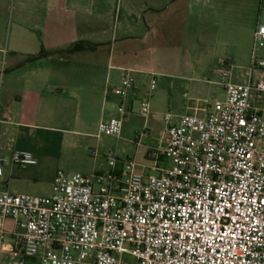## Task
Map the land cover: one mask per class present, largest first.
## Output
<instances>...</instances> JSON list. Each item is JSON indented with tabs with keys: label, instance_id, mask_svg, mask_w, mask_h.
Listing matches in <instances>:
<instances>
[{
	"label": "built area",
	"instance_id": "obj_1",
	"mask_svg": "<svg viewBox=\"0 0 264 264\" xmlns=\"http://www.w3.org/2000/svg\"><path fill=\"white\" fill-rule=\"evenodd\" d=\"M263 46L264 21L242 80L232 62L216 66L225 96L203 114H166L150 164L111 158L106 173L58 170L51 194L38 196L3 188L5 167L36 165L34 153H0V264H264V78L254 77ZM119 69L106 88L121 99L118 115L102 118L98 135L119 137L130 112L137 70ZM149 74L146 118L157 83Z\"/></svg>",
	"mask_w": 264,
	"mask_h": 264
},
{
	"label": "crops",
	"instance_id": "obj_2",
	"mask_svg": "<svg viewBox=\"0 0 264 264\" xmlns=\"http://www.w3.org/2000/svg\"><path fill=\"white\" fill-rule=\"evenodd\" d=\"M174 2L184 12L186 9L191 12L193 5L197 6L198 15H164L167 22L161 34L153 24L146 34H136L135 29L142 28L139 18L134 15V7L142 3L137 0H11L13 20L8 39L5 33H0V69L3 66L5 68L0 73L4 72L3 78L9 81L5 87L2 81L0 88V153L9 155L14 149H21L18 136L28 137L22 129L25 127L70 134L72 136L65 137L62 144L75 148L81 138L87 139L93 135L87 130L89 125L99 124L103 118L96 112V87L87 88L84 90L86 93H82L83 89L69 78L72 70L65 69H60L68 76L64 82L49 83L46 77L49 68L71 65L78 54H90L92 66L103 65L107 71L106 87L102 88L103 100L120 103L119 97L111 92L106 93L109 84L119 83V67L143 71V68L135 65L136 55L133 50L123 53L116 51L121 42H126L133 49L138 44H146L148 39L169 45L176 33L185 35L189 32L198 40L200 37L221 34L237 37L241 28L238 24L233 25V18L237 15H221L222 0H170L169 5ZM152 21L158 23L155 18ZM13 24L16 26L14 31ZM120 27L124 29L123 33L119 32ZM80 40L90 41L96 48L65 57L63 51ZM230 46L231 54L238 53L236 43ZM109 52L110 55H107ZM3 54L5 61H2ZM208 79L204 81L208 82ZM194 92L197 101H207L204 95L208 88L204 85H195ZM139 93L140 88L135 84L125 103L132 106ZM224 96L223 92L222 98ZM192 108L195 111L202 108L207 110V107L199 104ZM8 117L12 121H7ZM39 167V160L36 165L29 166L26 173L16 172L15 166L7 165L3 182L9 183L7 177H31L28 172Z\"/></svg>",
	"mask_w": 264,
	"mask_h": 264
},
{
	"label": "rangeland",
	"instance_id": "obj_3",
	"mask_svg": "<svg viewBox=\"0 0 264 264\" xmlns=\"http://www.w3.org/2000/svg\"><path fill=\"white\" fill-rule=\"evenodd\" d=\"M140 3L134 11L141 23V30L135 29L136 34H146L150 25H154L159 33H162L167 22L164 15H198L197 6L193 5L192 11L184 12L178 9L177 2L169 5L170 0H137ZM223 8L221 15L234 16L233 25L241 26L237 37H225L224 35H212L200 37L191 33L176 35L172 37L171 44L163 45L158 42L138 44L136 48L121 42L116 51L119 53L130 52L136 55V66L143 71L134 73L135 84L139 86V97L132 106L130 112L124 119V124L119 137L109 135H98V123L87 128L93 135L87 139L81 138L79 145L70 148L62 144V140L72 135L59 132L34 128H22L28 137L18 136L20 150H29L36 154L40 162L39 169L29 171L31 177H7L9 183H3V188L10 192H22L38 196H49L52 191L54 175L58 170L73 174L106 173L111 167L109 160L118 159L120 162L133 159L139 165L152 163L150 152L159 145L160 136L166 126V114L172 115V121L185 113L203 114L205 109L193 110L195 104L205 106L216 99L222 98L223 89L216 83L220 77L213 72L216 66L223 65V61L232 60L233 79L242 80V73L250 66V59L254 44V32L258 23L264 21V0H222ZM10 5V7H9ZM143 15V16H142ZM155 18L158 23H152ZM11 0L0 1V33H5L6 39L12 24ZM16 29L15 24L12 30ZM119 32H124L120 27ZM140 32V33H138ZM231 43H236L238 53L231 54ZM128 45V46H125ZM138 47V48H137ZM114 54H118L117 52ZM107 55H110L107 53ZM257 58L264 59V46L257 50ZM106 56V54H105ZM92 55L78 54L77 58L70 64H63L62 68L54 67L47 69L48 82H64L65 70H72L70 80L84 90L96 87L95 98L97 102L96 112L99 117L107 119L117 114L118 101H104L102 88L106 87V68L103 65L94 67ZM2 61H5L3 54ZM96 63V62H95ZM134 65V66H135ZM61 67V66H60ZM63 69V70H60ZM0 70H5L4 66ZM156 72L157 83L146 103L151 115L146 118L140 114L142 98L150 93L151 75ZM68 73V72H67ZM4 72L0 73V88L2 81L4 87L9 83L8 78H3ZM254 77L264 78V68L257 69ZM206 78L214 80L215 83L205 82ZM195 85H204L208 88L204 97L207 101H197L194 92ZM83 87V88H82ZM264 115V110H263ZM99 122V121H98ZM4 141H6L4 139ZM162 164V163H161ZM169 165V161L167 162ZM141 166L139 167L140 169ZM28 167L15 166L16 172L26 173ZM146 173H157V170L144 168ZM8 186V189H7ZM129 264H137L135 257L127 256Z\"/></svg>",
	"mask_w": 264,
	"mask_h": 264
},
{
	"label": "trees",
	"instance_id": "obj_4",
	"mask_svg": "<svg viewBox=\"0 0 264 264\" xmlns=\"http://www.w3.org/2000/svg\"><path fill=\"white\" fill-rule=\"evenodd\" d=\"M96 45L90 41L80 40L76 42L70 49L63 51L65 57L73 53H79L83 51L93 50Z\"/></svg>",
	"mask_w": 264,
	"mask_h": 264
}]
</instances>
